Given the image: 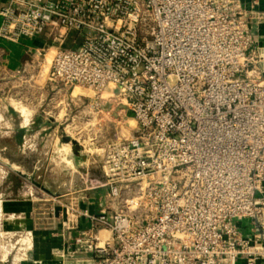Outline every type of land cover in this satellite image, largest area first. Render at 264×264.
Segmentation results:
<instances>
[{"label": "built area", "instance_id": "2783aa9c", "mask_svg": "<svg viewBox=\"0 0 264 264\" xmlns=\"http://www.w3.org/2000/svg\"><path fill=\"white\" fill-rule=\"evenodd\" d=\"M6 2L1 41L42 39L36 55L51 43L62 46L47 73L59 114L69 118L70 106L92 98L70 115L67 127L77 135L71 143L84 149L81 132L97 114L106 118L104 92L134 120L128 136L90 138L101 178L66 202L51 196L59 205L50 208L52 218L74 230L53 250L69 258L63 264L264 259V47L254 29L264 11L257 2ZM91 189L104 190L98 210L81 204Z\"/></svg>", "mask_w": 264, "mask_h": 264}, {"label": "rangeland", "instance_id": "374dc122", "mask_svg": "<svg viewBox=\"0 0 264 264\" xmlns=\"http://www.w3.org/2000/svg\"><path fill=\"white\" fill-rule=\"evenodd\" d=\"M51 45L54 47L49 48ZM60 48L62 46L57 43H51L34 57L31 63L35 66L34 81L31 80V83L22 82V76L19 79L16 76L14 82H7L0 74V264L15 262L22 256V247L26 249L30 243L29 236H24L25 231H22V214L12 210L13 202L20 200L18 198H22L24 194L30 195L31 191H41L44 193L42 202L46 203L47 208L39 215L40 222L47 225L57 222L52 218L48 207L50 201L47 199L81 191L91 184L88 180L101 178L99 165L92 163L90 154L97 142L91 143L93 141L90 138L112 136L115 132L128 136L134 126V123L129 122L130 112L122 108L120 99L107 98L104 92V101L110 106L105 112L106 118L101 119L103 114H97L96 119L91 121L92 129L85 128L81 132L84 149L76 142L71 143L77 135L67 127L70 115L81 110L92 98H85L84 104L80 106H70L69 118L60 115L62 111L59 114L61 106L51 100L55 90L49 87L47 73L55 51ZM69 92L70 89L63 90L61 94L68 95ZM28 102L39 104L38 112L47 118L58 111L57 115H52L53 123L50 124L48 119L42 117L41 121H37L38 128L34 123L29 125V130H25L27 125H24L25 129L22 131V112L25 108L28 109L31 104ZM86 116L84 118H88ZM99 126H103L104 130H98ZM35 128H41L40 133ZM95 192L97 191L91 189L84 193L96 195ZM75 194L78 193L73 195L76 196ZM99 196H102L103 201V189L96 195L97 198Z\"/></svg>", "mask_w": 264, "mask_h": 264}, {"label": "crops", "instance_id": "0c3cea01", "mask_svg": "<svg viewBox=\"0 0 264 264\" xmlns=\"http://www.w3.org/2000/svg\"><path fill=\"white\" fill-rule=\"evenodd\" d=\"M1 3H7L6 0H0ZM246 6L251 2H257V9L264 11V0H241ZM255 37L258 40L259 45L264 47V19L254 26ZM44 41L42 39H23L18 44H11L5 41L0 40V74L5 77L7 82H14L15 76L19 70H22V78L27 77L28 75H34V67L31 63L34 61L36 54L34 50L43 46ZM53 48V47H50ZM28 109H24L22 112V131L24 125H27L25 130H29L30 126L35 123L38 128L37 121H41L42 117L48 119V122L52 124L53 118H47V116H41L38 112L39 104H33V102H28ZM30 111V112H29ZM43 111V109H41ZM48 113V112H43ZM26 114V115H25ZM25 116V117H24ZM29 127V129H28ZM35 128L37 132L40 133L39 129ZM23 133V132H22ZM99 191L95 192L96 195ZM44 193L38 190L31 191L29 194H24L20 200L13 202L12 210L14 213L22 214V231L31 232L32 236L31 245L26 248L22 258L14 262H5L1 264H63L69 261V258L66 257L65 260L56 257L53 254V250L59 248L69 241L70 238L74 235V230L63 231L60 229V225L55 221L52 223L44 224L40 222L43 210L45 207L43 200ZM59 200L66 202L70 197L74 195L70 194H59ZM96 195L86 193L88 200L81 202L82 206H88L90 210H98L102 205L101 198H98ZM50 201L48 207H53L56 210H59V205L54 203L50 198L47 199ZM54 219V218H53ZM244 234H250V228L245 224L243 228ZM68 263V262H67ZM236 264H245L243 258H238ZM255 264H264V259L260 258L256 261Z\"/></svg>", "mask_w": 264, "mask_h": 264}, {"label": "bare ground", "instance_id": "6f19581e", "mask_svg": "<svg viewBox=\"0 0 264 264\" xmlns=\"http://www.w3.org/2000/svg\"><path fill=\"white\" fill-rule=\"evenodd\" d=\"M45 70H46V68H45ZM30 112V111H29ZM26 115V114H25ZM25 117V116H24ZM131 124H133L134 123V120L133 119H130V121H129ZM27 236H29V235H27ZM29 238H30V243H29V246L32 244L31 243V240H32V236H29ZM28 246V247H29ZM23 250H24V248L22 247V252H23Z\"/></svg>", "mask_w": 264, "mask_h": 264}]
</instances>
